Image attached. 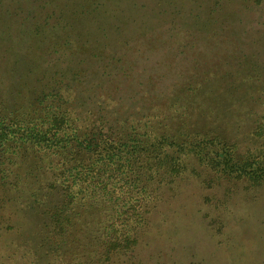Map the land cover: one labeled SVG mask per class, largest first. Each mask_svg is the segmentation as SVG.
<instances>
[{
	"label": "trees",
	"instance_id": "1",
	"mask_svg": "<svg viewBox=\"0 0 264 264\" xmlns=\"http://www.w3.org/2000/svg\"><path fill=\"white\" fill-rule=\"evenodd\" d=\"M262 14L264 0H0L15 85L0 89V193L24 182L11 165L39 170L29 205L48 264L131 255L187 178L264 188Z\"/></svg>",
	"mask_w": 264,
	"mask_h": 264
},
{
	"label": "rangeland",
	"instance_id": "2",
	"mask_svg": "<svg viewBox=\"0 0 264 264\" xmlns=\"http://www.w3.org/2000/svg\"><path fill=\"white\" fill-rule=\"evenodd\" d=\"M258 20H264L263 14ZM259 27L263 28L264 24ZM242 39L241 45H245L247 38L242 36ZM261 46V49L250 46V50L255 56L261 51L264 61V45ZM10 77L0 76L4 95L14 92ZM256 109H264V104L258 102ZM249 125L246 122L243 127ZM11 166V174H19L24 182H19L15 190L0 193L7 196L0 208V262L32 264L33 260L35 264H48L49 256L46 257L45 246L39 239L40 209L34 201L29 205L33 200L30 192L40 197L36 190L40 183L32 177L39 170L31 171L26 162ZM26 169H30V175L24 173ZM46 177L47 174L38 176L43 180ZM225 185L224 180L209 188L201 186L198 178L180 181L174 192L170 191L172 196L167 197L165 191L157 209L148 215V225L132 254L116 255L105 264H264V188L245 190L238 184L227 195ZM205 194L213 199L226 197V202L213 207L203 202ZM209 215L218 216L217 220L222 222L220 233L208 223ZM74 256L78 258L79 254Z\"/></svg>",
	"mask_w": 264,
	"mask_h": 264
}]
</instances>
